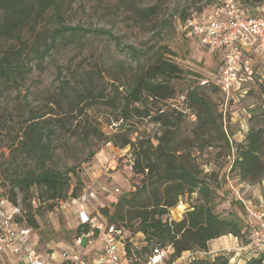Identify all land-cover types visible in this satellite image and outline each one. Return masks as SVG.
<instances>
[{
	"label": "trees",
	"instance_id": "obj_1",
	"mask_svg": "<svg viewBox=\"0 0 264 264\" xmlns=\"http://www.w3.org/2000/svg\"><path fill=\"white\" fill-rule=\"evenodd\" d=\"M65 2L0 0V92L19 89L25 78L34 69H40L52 52L67 41L79 43L88 34H94L113 40L120 52L127 49L126 55L139 69L124 92L114 86L115 96L105 105L117 111L115 121L120 123V127L132 119H149L160 127L161 132L154 138L139 136L134 141L128 137L119 138L118 134L114 136L118 141L117 144L113 140L116 148L128 149L125 159L132 164L131 174L142 177L133 192L119 196L111 208L99 209L106 225L121 228L125 233L121 261L128 264L144 262L156 246H170L173 251L171 259L174 260L191 252L207 253L210 242L219 238L231 236L244 242L247 220L238 212H231L226 217L215 212V188L192 157L196 142H202L200 148L221 142L230 149L232 142L224 128L225 115L216 109L204 88H212V93L219 90L210 85L200 86L201 78H198L196 84L175 93L170 82L179 77L181 70L164 57L165 53L173 55L165 46L162 51L148 54L133 47H120L119 38L109 30L72 26L63 18ZM253 6L247 2L244 5L246 11ZM129 10L133 17L145 22L155 14L154 8L131 7ZM189 17L181 13L183 25ZM48 18L55 22L53 28H48ZM142 59L150 62L145 68L139 67ZM61 72L58 67V74ZM82 77L81 80L73 78L61 82L54 100L59 107L65 105L68 108L71 119L72 112L79 110L80 114L92 105L93 100L103 98L92 83V75ZM259 79L264 97V77ZM181 97L184 100H180ZM167 101L173 102L168 110L157 107L153 111L158 102ZM190 116H194L193 121ZM184 121L193 129L191 136L180 140ZM71 125L66 119L49 113L37 115L31 110L26 112L22 128L10 148V167L2 170L3 176L11 179L12 184L10 202L5 201L3 209L17 207L20 215L16 222L19 225L38 229L35 203L50 204L79 197L84 187L80 175L73 168L60 170L55 163L56 142L71 133ZM86 128L92 129L90 126ZM243 140L236 145L231 168L241 183L258 184L264 178V135L261 131L249 130ZM18 161L25 165L20 170L16 168ZM13 164L15 168L11 172ZM16 191L22 195L19 204ZM185 195L193 197V201L186 204L178 220H171L170 211L181 204L180 199ZM2 197L0 194V203ZM89 216L96 219L93 214ZM78 225L75 240L90 231L88 224ZM92 231L96 236L97 231ZM137 236L141 240L135 247L132 240ZM195 259L191 264H228V259L220 255L214 260L209 256H197ZM244 264H264V250Z\"/></svg>",
	"mask_w": 264,
	"mask_h": 264
},
{
	"label": "rangeland",
	"instance_id": "obj_2",
	"mask_svg": "<svg viewBox=\"0 0 264 264\" xmlns=\"http://www.w3.org/2000/svg\"><path fill=\"white\" fill-rule=\"evenodd\" d=\"M244 1L254 5L249 0ZM217 4L219 0H66L62 9L66 23L91 30H109L119 38L120 47H133L153 54L162 51L165 46L173 55L165 53L164 57L181 70L179 77L170 82L175 93H178L199 82L198 78L203 80L214 75L221 62L220 52L209 50L194 36L184 32L180 15L183 12L189 17L208 12ZM131 7L154 8L155 14L145 22L133 17L129 10ZM54 23L51 18L46 21L48 28H53ZM126 51L120 52L114 41L105 36L88 34L79 43L67 41L57 47L40 69H34L25 78L19 89L0 92V194L3 196L0 208L5 206V201L10 202L11 179H6L2 170L10 167V148L22 128L26 112L31 110L37 115L49 113L72 124L71 133L56 142L55 163L60 170L73 168L80 175L84 187L76 199L50 204L35 203L34 216L38 229H30L29 239L34 240L38 236V250L45 258L50 253L61 256L66 252H77L74 250V240L79 226L78 210L83 208L95 215L99 223L105 224L106 219L99 214V209L111 208L119 196L133 192L139 186L142 177L128 170L125 159L128 149L116 148L113 142L118 144V141L114 136L118 134L119 138L128 137L134 141L139 136L154 138L160 135V127L149 119H132L120 127V123L115 121L117 111L105 105L115 96L114 86L124 92L139 69L137 64L131 63ZM244 55L255 75L237 84L228 96L220 91L212 93L210 87L204 88L216 109L225 115L224 128L232 142L230 149L221 142L200 148L202 142H196L192 157L203 176L215 188V212L223 217L238 212L250 222V214L264 208V178L258 184L241 183L231 164L236 145L244 141L249 130L261 131L264 135V97L259 86V77H264V70L258 57L250 52ZM148 63L142 59L139 67L145 68ZM58 67L62 69L60 75ZM87 74L92 75V83L103 98L93 100L92 105L80 114L79 110L72 112L71 119L68 108L65 105L59 107L54 102L59 84L73 78L81 80ZM171 104L172 101L158 102L156 107L152 106L153 111L157 107L168 110ZM88 126L92 129H87ZM192 129L193 126L184 121L179 139L191 136ZM18 162L16 168L20 170L25 165L22 161ZM13 168L14 164L11 172ZM15 193L19 204L22 195L18 191ZM180 200L181 204L170 211L171 220L180 218L193 197L185 195ZM246 238L247 230L242 244ZM223 239L224 246L235 244L227 238ZM140 240V236L132 240L135 247ZM208 250L213 252L212 248ZM6 256L0 259V264H22L19 257Z\"/></svg>",
	"mask_w": 264,
	"mask_h": 264
},
{
	"label": "built area",
	"instance_id": "obj_3",
	"mask_svg": "<svg viewBox=\"0 0 264 264\" xmlns=\"http://www.w3.org/2000/svg\"><path fill=\"white\" fill-rule=\"evenodd\" d=\"M254 6L245 10L244 0H219V4L208 12L193 14L184 25L183 30L194 36L199 43L213 52H220L221 62L218 71L207 79L200 81V86L210 85L228 96L237 84L254 75L251 63L244 59L250 52L263 63L264 70V0H249ZM180 100H184L181 97ZM177 108L176 106H174ZM185 114V111L182 112ZM192 121L194 116L189 117ZM126 166L132 170V164L126 159ZM2 204V202L0 203ZM19 209L0 208V259L5 253L19 257L22 264H47L45 257L38 250V239L30 240V228L19 225L16 220ZM252 220L247 222V238L242 244L234 239V245L215 252H191L180 258L171 259L172 248L153 247L144 262L135 264H191L197 256H224L228 264H244L249 258L257 256L264 250V208L250 214ZM81 225H89L90 231L76 239L83 250L91 247L94 237L101 245L100 253L87 262L82 253H63L58 264H122L121 254L126 238L123 229L113 225L99 223L81 208L78 210ZM97 231L95 236L94 231ZM220 251V252H218ZM222 253V254H219ZM127 263V262H126ZM128 264V263H127Z\"/></svg>",
	"mask_w": 264,
	"mask_h": 264
},
{
	"label": "crops",
	"instance_id": "obj_4",
	"mask_svg": "<svg viewBox=\"0 0 264 264\" xmlns=\"http://www.w3.org/2000/svg\"><path fill=\"white\" fill-rule=\"evenodd\" d=\"M87 213V212H86ZM183 213V212H182ZM181 212H180V214H182ZM87 214H89V213H87ZM181 216V215H180ZM179 216V217H180ZM225 238H227L228 239V241H230V242H234L233 240L234 239H232V238H230V237H225ZM37 239H38V236H37ZM224 242H225V240L223 239V238H219V239H216V240H214V241H212V242H210V244H209V247L208 248H212V251L214 252V251H217V250H220V249H222V248H227V246L225 245L224 246ZM229 247V246H228ZM74 250H76L77 252L76 253H82L83 254V258L87 261V262H90L93 258H95L99 253H100V251H101V245H100V243H99V241H98V238L97 237H94V239H93V244H92V246L91 247H89V248H87L86 250H83L82 248H80L79 246H78V243H77V241L76 240H74ZM209 251V250H208ZM72 253H74V252H72ZM11 256L10 254H8V253H5L4 255H3V257H5V256ZM6 256V257H7ZM2 257V258H3ZM46 261H47V264H58L59 262H60V256L58 255H56L55 253H50L49 255H46Z\"/></svg>",
	"mask_w": 264,
	"mask_h": 264
}]
</instances>
